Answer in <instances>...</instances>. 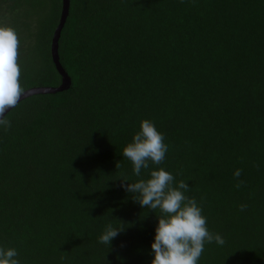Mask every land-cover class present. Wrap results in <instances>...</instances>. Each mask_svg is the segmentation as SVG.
I'll list each match as a JSON object with an SVG mask.
<instances>
[{"label": "trees", "instance_id": "16d2710c", "mask_svg": "<svg viewBox=\"0 0 264 264\" xmlns=\"http://www.w3.org/2000/svg\"><path fill=\"white\" fill-rule=\"evenodd\" d=\"M60 10L0 0L22 92L60 84ZM58 55L69 89L22 100L0 125V246L20 264H150L159 210L120 187L147 178L122 152L149 119L169 146L150 170L186 181L224 239L199 264H264V0H69ZM120 221L108 250L98 237Z\"/></svg>", "mask_w": 264, "mask_h": 264}, {"label": "clouds", "instance_id": "9594fccd", "mask_svg": "<svg viewBox=\"0 0 264 264\" xmlns=\"http://www.w3.org/2000/svg\"><path fill=\"white\" fill-rule=\"evenodd\" d=\"M17 36L13 29L0 27V116L7 107L15 104L22 89L19 83V68L16 63ZM7 122L0 119V125ZM169 150L164 135L149 119L140 121L139 129L131 141L123 148L122 155L132 165V173L141 177L147 170L146 179L129 182L120 179V187L132 195L141 208L155 213L159 210L154 236L150 244V264H199L206 244H224L219 234L207 228V219L194 198L186 195L189 186L186 181H175L174 176L163 167L150 170V164L159 166ZM117 166V165H116ZM241 171L233 172L239 178ZM246 205H240L243 211ZM121 222V221H120ZM108 224L98 237V243L107 246L120 235L126 227ZM18 251L14 247L0 246V264H20Z\"/></svg>", "mask_w": 264, "mask_h": 264}, {"label": "water", "instance_id": "95a60500", "mask_svg": "<svg viewBox=\"0 0 264 264\" xmlns=\"http://www.w3.org/2000/svg\"><path fill=\"white\" fill-rule=\"evenodd\" d=\"M69 11V0H61V10H60V17L58 20V24L56 25L53 35L51 37V45H50V56L53 63L54 68L56 69L59 77H60V84L57 87H37L25 90L20 94L18 99L16 100L15 104L11 107L5 108L3 111L2 116L0 119H3L7 113H9L19 102L22 100L34 96V95H55L58 93L65 92L69 89L71 81L70 78L67 76L65 71L60 65L59 55H58V42L60 38L61 31L66 23V19L68 17Z\"/></svg>", "mask_w": 264, "mask_h": 264}]
</instances>
